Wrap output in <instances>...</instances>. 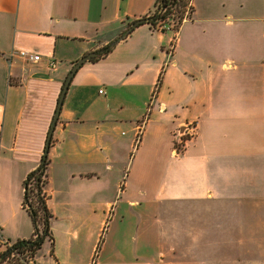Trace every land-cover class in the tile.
I'll use <instances>...</instances> for the list:
<instances>
[{"label": "crops", "instance_id": "crops-1", "mask_svg": "<svg viewBox=\"0 0 264 264\" xmlns=\"http://www.w3.org/2000/svg\"><path fill=\"white\" fill-rule=\"evenodd\" d=\"M155 2L0 0V235L10 245L33 236L24 182L73 66ZM189 6L177 31L141 25L73 77L48 153L54 242L35 264H264V0ZM156 200L163 226L134 225Z\"/></svg>", "mask_w": 264, "mask_h": 264}, {"label": "trees", "instance_id": "trees-1", "mask_svg": "<svg viewBox=\"0 0 264 264\" xmlns=\"http://www.w3.org/2000/svg\"><path fill=\"white\" fill-rule=\"evenodd\" d=\"M190 1L156 0L153 11L149 15L141 18L146 21L139 26L149 25L152 30L162 32L166 31V26H169L177 31L185 19L187 9L190 8ZM135 22L128 23L126 31L116 41L96 50V56L90 62L100 61L111 53L114 45L118 41L126 39L139 27H133ZM49 165V157L44 153L39 167L31 172L24 182L25 195L23 208L28 212L33 223V236L31 239L20 240L7 247L4 252L0 253V264H35V257L41 250L45 240L50 239L54 242L51 231L53 214L48 207V195L45 191L49 177ZM8 250L11 251L3 257V254Z\"/></svg>", "mask_w": 264, "mask_h": 264}, {"label": "rangeland", "instance_id": "rangeland-1", "mask_svg": "<svg viewBox=\"0 0 264 264\" xmlns=\"http://www.w3.org/2000/svg\"><path fill=\"white\" fill-rule=\"evenodd\" d=\"M190 137V135L188 136ZM163 202L156 200L155 202H147L143 204L138 211L134 212V225L138 222L142 228L145 227H162L163 226ZM223 207V205H222ZM207 209L204 207L203 211ZM137 213V214H136ZM206 225V223H205Z\"/></svg>", "mask_w": 264, "mask_h": 264}, {"label": "water", "instance_id": "water-1", "mask_svg": "<svg viewBox=\"0 0 264 264\" xmlns=\"http://www.w3.org/2000/svg\"><path fill=\"white\" fill-rule=\"evenodd\" d=\"M146 20L145 19H140V20H137L133 27H137L139 26L140 24L144 23ZM96 56V53L95 52H92L90 54H88L87 56H84L83 58H81L72 68L71 72L69 73L65 83H64V86H63V90H62V93H61V96H60V100H59V104H58V109L56 111V114H55V117L53 119V122H52V125H51V128H50V132H49V136H48V141H47V146H46V150H45V155L47 156L48 153H49V149H50V145H51V140H52V136H53V133L55 131V128H56V125H57V122H58V119H59V116H60V112H61V108L63 106V102L65 100V97H66V94H67V91L69 89V86L71 84V81L73 79V77L75 76V74L77 73V71L83 66V64H85L86 62L90 61L93 57ZM183 132H180V134L182 135ZM11 250H8L6 251L4 254H3V257L6 256Z\"/></svg>", "mask_w": 264, "mask_h": 264}, {"label": "built area", "instance_id": "built-area-1", "mask_svg": "<svg viewBox=\"0 0 264 264\" xmlns=\"http://www.w3.org/2000/svg\"><path fill=\"white\" fill-rule=\"evenodd\" d=\"M166 29H170L169 26L165 27ZM19 55L25 59V60H29V61H33V62H37L41 59L40 55L38 54H33L27 51H22L19 53ZM51 66H54V62H51ZM100 93H103V90L100 91ZM190 136H194V135H190ZM10 244L7 240H5L1 235H0V253L4 252L7 247H9Z\"/></svg>", "mask_w": 264, "mask_h": 264}]
</instances>
